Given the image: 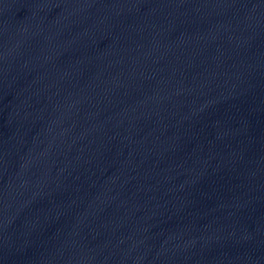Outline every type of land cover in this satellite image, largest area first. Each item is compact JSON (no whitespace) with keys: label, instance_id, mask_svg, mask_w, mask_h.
Listing matches in <instances>:
<instances>
[{"label":"water","instance_id":"1","mask_svg":"<svg viewBox=\"0 0 264 264\" xmlns=\"http://www.w3.org/2000/svg\"><path fill=\"white\" fill-rule=\"evenodd\" d=\"M0 264H264V0H0Z\"/></svg>","mask_w":264,"mask_h":264}]
</instances>
